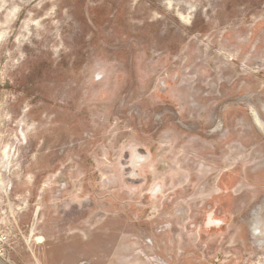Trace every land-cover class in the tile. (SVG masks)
Masks as SVG:
<instances>
[{
    "label": "rangeland",
    "instance_id": "rangeland-1",
    "mask_svg": "<svg viewBox=\"0 0 264 264\" xmlns=\"http://www.w3.org/2000/svg\"><path fill=\"white\" fill-rule=\"evenodd\" d=\"M263 123L264 0H0L5 264H264Z\"/></svg>",
    "mask_w": 264,
    "mask_h": 264
},
{
    "label": "built area",
    "instance_id": "built-area-1",
    "mask_svg": "<svg viewBox=\"0 0 264 264\" xmlns=\"http://www.w3.org/2000/svg\"><path fill=\"white\" fill-rule=\"evenodd\" d=\"M1 202L2 201L0 200V205ZM1 213L2 212L0 211V264H5V253H6V248L9 245L10 236L2 223L3 217Z\"/></svg>",
    "mask_w": 264,
    "mask_h": 264
},
{
    "label": "bare ground",
    "instance_id": "bare-ground-1",
    "mask_svg": "<svg viewBox=\"0 0 264 264\" xmlns=\"http://www.w3.org/2000/svg\"><path fill=\"white\" fill-rule=\"evenodd\" d=\"M256 114H257V113H256ZM255 116L257 117V115H255ZM256 117H255V118H256ZM256 120H258V119H256ZM263 124H264V123H263Z\"/></svg>",
    "mask_w": 264,
    "mask_h": 264
}]
</instances>
